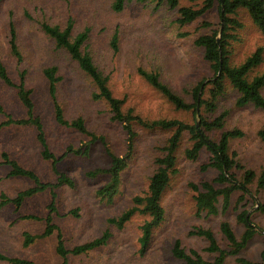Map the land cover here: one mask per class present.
<instances>
[{"label":"rangeland","instance_id":"obj_1","mask_svg":"<svg viewBox=\"0 0 264 264\" xmlns=\"http://www.w3.org/2000/svg\"><path fill=\"white\" fill-rule=\"evenodd\" d=\"M113 1L0 0V61L14 82L19 81V70L22 67L26 69L25 86L31 89L34 111L41 118L50 151L59 158L55 166L74 181L73 186L65 183L54 186L52 221L60 229L67 247L90 240L105 228L111 231L106 244L78 255L69 254L68 264H177L180 260L171 250L176 239L185 249L196 248L205 260H211L214 253L205 249L208 244L206 238L191 233V230L196 226L209 227L219 244L227 248L228 242L219 228L220 221L228 220L236 235L240 236L245 226L236 215L243 209H247L257 232L239 255L261 260L264 232L260 229L264 228V213L256 209L255 202L264 203V187L257 186L255 177L250 184L252 196L246 195L237 204L242 193L234 190L231 204L225 212L221 211V198L217 214L198 212L194 185L212 180L218 170L214 167L201 168L211 155L205 147L195 159L185 156L184 150L191 144L187 130L181 133L175 151V169L162 193L164 217L153 228L146 247L141 249L138 241L145 215L133 214L121 228L108 223V217L119 215L132 204V196L145 193L149 177L157 167L155 159L163 154L173 128L147 127L132 120L135 135L129 140L122 123L111 119L108 104L103 99L92 98L91 93L96 86L90 77L65 49L56 46L55 41L41 29L40 22L64 26L67 18L71 17L73 32L89 28L85 47L97 67L107 76L113 94L123 99V110L132 109L133 113L149 120L177 118L187 123H199V115L194 116L190 109L174 107L145 80L138 68L157 71L163 82L185 100L191 101L190 89L200 79L206 82L212 75L201 48L193 42L194 38L217 27L220 21L218 0L203 14L185 24L177 20V7L170 8L165 3L156 6L153 0H125L123 8L117 11L112 8ZM203 3V0H179V5L192 7H200ZM237 17L242 26L234 30L236 39L231 45L233 62L244 59L257 45H264L263 36L244 8L238 9ZM12 31L22 53L21 65L10 50ZM114 32L117 34L116 47L111 42ZM50 65L56 66L60 75L56 83V98L65 118L81 116L91 132L104 136L106 144L100 139L91 140L87 134L55 121L48 81L43 74V68ZM263 68L264 61L255 71ZM208 86L204 97L207 96ZM261 91L264 94V86ZM236 95V91L228 87L213 111H205L201 106L199 112L208 119L226 112L223 127L208 131L214 138L223 129L239 127L243 130L242 136L232 138L229 143V151L237 162L231 171L240 179L245 169H253L257 176L264 167V141L257 134L258 129L264 126V109L251 104L237 106L234 103ZM0 103L4 111L13 117L25 115L16 88L1 79ZM3 117L4 114L0 113V120ZM86 143V154H63L69 144L84 148ZM106 147L127 158L120 174L119 190L111 201L103 200L96 194V189L108 180L107 173L87 175V171L95 167L109 165ZM40 150L34 127L11 124L0 130V193L14 197L19 190L33 185V181L26 176L8 174L10 166L3 161V151L9 158L35 171L42 181L56 184L57 174L53 170L52 159L43 158ZM214 183L220 185L216 181ZM51 197L49 188H46L24 198L19 207L11 201L0 206L1 253L25 257L38 264H61L62 259L55 249L57 229L23 245V232L38 234L43 231ZM235 258L236 255H228L223 264H237ZM0 264L8 263L0 260Z\"/></svg>","mask_w":264,"mask_h":264},{"label":"trees","instance_id":"obj_2","mask_svg":"<svg viewBox=\"0 0 264 264\" xmlns=\"http://www.w3.org/2000/svg\"><path fill=\"white\" fill-rule=\"evenodd\" d=\"M125 0H114L112 8L121 10ZM146 1V0H140ZM155 5L159 6L165 3L170 8L177 7L179 16L177 18L180 24L192 22L199 15L212 7L215 0H203L204 3L200 7H192L189 5H179V0H153ZM196 1V0H190ZM219 2V24L212 28L209 32L201 33L194 38V44L201 48L202 56L212 71L211 77L205 82L200 79L191 89V101L185 100L179 93L174 91L167 83L160 79V74L157 71L145 70L138 68L139 73L145 80L155 89L160 91L174 107L181 109H190L194 116L199 115V123H187L177 118H157L145 119L138 114L133 113L132 109L123 110V99L115 96L109 87L108 78L103 74L97 65L94 63L91 54L85 47V42L88 38V27H84L78 32H73V20L68 17L65 25L50 24L46 21H41V29L54 41L57 47H61L67 51L69 56L74 59L79 67L90 77L95 84L96 89L91 93L94 99H103L109 106L111 119L120 121L125 132L128 134V139L131 140L135 131L132 128L131 121L136 120L139 124L147 127L173 128L172 134L168 137L164 146L162 155L156 157V169L149 177L147 190L143 194H135L132 196V204L124 209L119 215L107 218L109 224H113L121 228L123 224L131 218L135 213H140L146 216L140 225V236L138 238L140 248L144 249L148 244L151 233L164 217V207L161 203L162 193L169 182L170 174L175 169L176 164V148L183 130H187L190 134L191 144L185 148V156L191 159L197 158L203 147L211 153L210 159L201 164L202 169L214 167L218 170V174L212 180H203L200 185H194L196 194L194 195L197 211H203L207 215L217 214L219 212L218 202L221 198V211L225 212L231 204V195L234 190H240L241 195L237 199V204L240 203L246 195L252 196L250 184L256 177V184L259 188L264 187V167L259 174L253 169L247 168L238 179L231 171L232 167L237 165L233 154L229 151V143L232 138L243 135V130L239 127L223 129L218 137L214 138L208 134L216 128H222L224 115L222 112L213 119H208L200 114L199 109L203 106L205 111H213L220 97L224 96L228 91V87L235 90L237 95L234 103L237 106L251 104L255 107L264 109V94L261 89L264 86V68L256 72L255 68L264 61V45H257L244 59L239 62L231 60L232 41L236 39L234 30L242 26V22L237 17L239 8H244L253 23L257 26L261 35L264 38V0H218ZM204 25H209L208 22H203ZM116 32L111 38L112 45L116 47ZM9 46L12 54L15 56L17 63L22 64L23 57L19 50L15 34L12 31L9 39ZM43 74L48 81V91L53 104L54 119L57 123L73 127L82 133L90 136L91 140L100 139L106 144L105 138L102 135H97L91 132L85 125L84 119L81 116H76L67 119L64 116L63 109L56 98V83L60 80V75L57 73V68L54 65L45 66ZM19 81L14 82L9 76L5 65L0 61V79L9 86L16 88V93L25 109V115L22 117H13L11 114L4 111L0 103V113L4 117L0 120V130L3 127L11 124L30 125L36 130V138L40 143V153L43 158L52 159L53 170L57 174L56 184L42 181L37 173L30 168L19 164L15 159L9 158L7 153L3 151V161L8 163L10 169L9 175L26 176L33 181V185L19 190L14 197H8L5 193H0V206L7 201L13 202L15 207H19L24 198L46 188H49L51 193V202L49 203V212L45 216V226L41 233L32 234L23 232V245H28L36 237L51 234L54 229H57L56 234V253L61 257V264H68V255H78L90 251L96 247L107 243L111 237L109 228H105L102 233L90 240L84 241L67 247L64 243L62 233L58 226L52 221V211L54 207V186L65 183L73 186V179L65 172L59 171L55 163L58 157L50 151L43 123L38 114L34 111V102L31 96V89L25 86L26 69L21 68L18 73ZM207 96H203L206 85ZM198 106V109H197ZM258 136L264 141V126L257 131ZM88 143L84 148H76L68 145L64 151V155L68 152L86 154L88 152ZM110 157V163L107 167H95L87 171V175L94 176L102 172H106L108 180L96 189V194L99 198L111 201L119 190L120 174L127 164L126 155L116 154L106 147ZM219 183L216 185L214 182ZM256 209L264 213V203L255 202ZM238 205L236 206V208ZM34 217L33 215H28ZM245 228L240 236H237L233 227L228 220L222 219L219 224L221 233L228 242L227 248L222 247L217 241L213 231L209 227L196 226L191 230V233L203 236L208 244L205 249L214 253L211 260H205L201 253L196 248L185 249L181 246L180 241L176 239L172 245V254L180 260L177 264H223L228 255H236L237 264H264V250L261 254V260H252L239 255V252L244 248L249 240L257 232L255 225L250 222L247 215V209L239 210L236 215ZM264 232V228H262ZM0 260L6 261L8 264H38L31 259L18 256H9L0 252Z\"/></svg>","mask_w":264,"mask_h":264},{"label":"water","instance_id":"obj_3","mask_svg":"<svg viewBox=\"0 0 264 264\" xmlns=\"http://www.w3.org/2000/svg\"><path fill=\"white\" fill-rule=\"evenodd\" d=\"M197 109H198V106H197ZM260 230H262V229H260Z\"/></svg>","mask_w":264,"mask_h":264}]
</instances>
